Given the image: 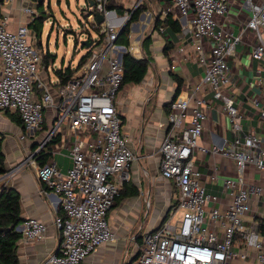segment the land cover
I'll list each match as a JSON object with an SVG mask.
<instances>
[{
    "label": "built area",
    "instance_id": "obj_1",
    "mask_svg": "<svg viewBox=\"0 0 264 264\" xmlns=\"http://www.w3.org/2000/svg\"><path fill=\"white\" fill-rule=\"evenodd\" d=\"M93 1L95 11L105 18L98 26L105 37L61 87L60 103L54 102L38 78L42 57L31 42L28 26L8 31L6 20L0 19V111L20 117L24 131L19 139L43 132L44 114L50 108L56 111V120L40 149L52 142L65 123L78 137L80 131L87 132V142L79 138L70 148L71 167L66 173L56 168L53 159L35 169L37 180L60 197L62 210L54 219L60 244L42 264H84L100 246L116 241L106 218L136 158L121 135L115 106L123 82L124 51L116 45L118 32L109 24L106 0ZM170 2L164 16L173 13L178 21L186 18L183 31L202 69L201 80L195 90L169 103L168 128L159 148L160 178L173 181L179 196L162 223L143 237L132 264H264V209L260 215L253 213L254 202L264 205V188L244 182L247 166L264 171L263 140L243 130L244 114L236 97L240 89L228 66L237 48L249 46V57L257 64L254 86L264 90V0ZM248 33L249 41L245 40ZM207 94L223 104L231 141L221 155L231 159L238 172L222 182L224 202L206 193L194 158V151H207L198 145L204 109L211 106L205 100ZM245 99L263 121L259 96L245 95ZM19 232L26 241L41 240L46 225L28 219Z\"/></svg>",
    "mask_w": 264,
    "mask_h": 264
},
{
    "label": "crops",
    "instance_id": "obj_2",
    "mask_svg": "<svg viewBox=\"0 0 264 264\" xmlns=\"http://www.w3.org/2000/svg\"><path fill=\"white\" fill-rule=\"evenodd\" d=\"M89 1L75 0L74 7L71 3L64 6L68 14L74 17L73 22L77 27L82 26L78 39L85 36L79 44L85 47L87 52L96 42L93 37L99 35L94 30L95 28L99 30V24L94 17L97 11L95 6L90 7ZM114 1L124 11L123 15H117L113 11L111 13L114 15L113 18H108L109 24L118 33L135 10L142 9L137 20L130 24L128 48L122 44L116 45L123 49L124 54L129 53L134 60H149L143 81L139 85L123 86L115 99V106L122 122L121 135L128 140V147L136 157L128 169V181L135 192L120 200L107 215L106 220L115 234L116 241L100 246L84 264H132L139 255L143 237L161 224L167 211L176 204L179 191L174 182L160 178L159 148L168 128L169 103L177 97H184L190 90H195L202 73V69L195 61L194 48L189 36L183 31L186 18L178 21L173 13L168 14L178 22L180 26L178 33H173L163 24L166 17L164 12L171 9L170 0ZM25 9H30L33 13H26ZM42 10L43 8H36L32 0H0V19L6 20L8 31H15L21 25L28 26L34 19L44 14ZM61 13L63 18L68 20L65 11ZM157 23H160L158 27ZM29 30L32 42L35 35L30 28ZM251 38V34L248 33L245 40L249 41ZM116 41L124 43L125 40ZM84 42L90 44L86 46L82 44ZM40 43L42 44L41 39ZM37 51L42 57L38 78L48 87L54 102L60 103L63 86H60L55 71L64 72L68 66L74 70L79 64L75 67L70 64L65 67L62 64L54 69L55 60L49 55L48 48L41 52ZM249 51V46L237 48V55L229 59L228 66L240 89L236 97L241 102L244 114L243 130L258 135L263 140L264 148V120H259L256 110L245 99V95H258L264 110V90L261 91L254 86L257 64L250 59ZM173 75L181 80L180 93L177 97L175 94L177 83ZM35 92L40 95L38 90ZM205 100L209 101L211 106L204 109L206 117L202 121L203 131L198 145L207 151H194V158L202 174V184L206 193L216 195L224 202L221 194L222 182L224 179L236 177L238 173L234 162L221 155L222 150L229 148L231 141L230 123L221 102L213 100L210 94L205 95ZM55 120L56 111L51 108L46 110L44 131L20 140L19 137L24 131L22 125L13 123L5 112L0 111V137L3 138L2 151L6 168L0 182L8 184L20 197L21 223L16 227V231L20 233L22 224L28 219H36L46 225V232L41 240L26 241L21 237L17 241L18 264H42L50 254L57 251L60 244V235L54 225L55 217L62 215L60 197L37 180L35 169L39 164L36 155L41 150L47 151L56 168L61 173H66L71 167L69 153L72 145L79 138L88 141L85 130L80 131L78 137L65 123L54 136L55 142L48 148L45 146L40 149L43 138L54 127ZM213 148L218 152L213 154L211 152ZM244 182L264 188V171H256L253 167L247 166ZM253 206L254 214L260 215L263 212V202H254ZM235 264L252 263L236 261Z\"/></svg>",
    "mask_w": 264,
    "mask_h": 264
},
{
    "label": "trees",
    "instance_id": "obj_3",
    "mask_svg": "<svg viewBox=\"0 0 264 264\" xmlns=\"http://www.w3.org/2000/svg\"><path fill=\"white\" fill-rule=\"evenodd\" d=\"M32 1L35 2L36 8H43V1L41 3H39V0ZM105 9L107 11H115L117 15H123L124 13L122 7L116 4L114 0H106ZM141 12L142 9L140 8H137L135 10V12L131 15L130 19L125 24L119 36L117 37V40H125L124 43L122 42V45H124L126 48H128L129 45L128 35L130 24L137 20ZM45 18L46 17L41 14V16L34 19L28 25V28L32 30L35 37L38 39V42L41 39L42 25ZM163 24L166 25L173 33H178L180 31V26L178 22L174 21L170 17V15H167L165 17ZM158 25H160V23H157L156 26L158 27ZM94 30L96 33H99V30H97L96 28ZM104 37L105 36L103 34H99L98 40L94 43L93 47L100 46L104 40ZM167 50L168 49L166 47L165 51ZM90 53L91 49L82 57L79 66L86 61ZM122 66L124 72L121 88L125 85H139L146 76L149 67V60H134L129 55V53L126 52L122 55ZM55 73L58 76L60 86H64L67 84L69 78L74 73V70L70 69V67L68 66L67 68H65L64 72L62 70H56ZM173 78L177 83V88L175 92L177 97L180 93L181 80L174 75ZM5 114L10 118L13 123L22 125L21 119L17 114L9 113L7 111L5 112ZM2 141L3 138L0 137V177L6 173L5 156L2 151ZM53 142L55 141L52 140V142L46 145V147L48 148L49 145L53 144ZM47 148L46 150H48ZM36 156L38 158L37 161L39 166H43L48 162L49 153L47 151L41 150ZM132 190L133 187L131 186V183H129V181L123 182L118 189V195L115 197L114 206L120 200L126 198V196L133 195L135 191L133 192ZM20 215L21 204L18 193L8 184L0 182V264H18L16 256V243L21 238V234L16 231V227L21 223Z\"/></svg>",
    "mask_w": 264,
    "mask_h": 264
},
{
    "label": "rangeland",
    "instance_id": "obj_4",
    "mask_svg": "<svg viewBox=\"0 0 264 264\" xmlns=\"http://www.w3.org/2000/svg\"><path fill=\"white\" fill-rule=\"evenodd\" d=\"M43 1V16L46 17L42 25L41 42L33 36L32 43L34 47L40 52L48 48L49 55L54 57L55 65L54 69H57L62 64L67 67L69 64L73 67L78 65L87 52V49L81 46L79 43L84 40L85 36L78 39V34L82 31V26L76 25L73 22L74 17L68 14V11L64 8L66 4L71 3L74 7L75 0H42ZM61 11H65L68 20L63 18ZM72 23V24H71ZM93 32L92 35H94ZM94 41L98 40L97 36L93 37ZM118 46L122 44V41L116 43ZM41 55V53H40ZM43 56V55H42ZM106 72V67L102 70V75ZM181 213L178 211L177 217H180Z\"/></svg>",
    "mask_w": 264,
    "mask_h": 264
},
{
    "label": "water",
    "instance_id": "obj_5",
    "mask_svg": "<svg viewBox=\"0 0 264 264\" xmlns=\"http://www.w3.org/2000/svg\"><path fill=\"white\" fill-rule=\"evenodd\" d=\"M42 2V0H39V3H41ZM89 4H90V7H92V6H94V1H92V0H90L89 1ZM110 13H113V11H109ZM94 17H95V19H96V21H97V23L98 24H102L103 22H104V20H105V18H104V15L102 14V13H100V12H95L94 13ZM121 31V30H120ZM120 31H119V33H118V36H119V34H120ZM83 45L85 44L86 46H88L90 43H86V42H84V43H82Z\"/></svg>",
    "mask_w": 264,
    "mask_h": 264
},
{
    "label": "bare ground",
    "instance_id": "obj_6",
    "mask_svg": "<svg viewBox=\"0 0 264 264\" xmlns=\"http://www.w3.org/2000/svg\"><path fill=\"white\" fill-rule=\"evenodd\" d=\"M112 16H114V15H113V14H109V15H108V18L110 17V19H112V18H113ZM110 19H109V20H110Z\"/></svg>",
    "mask_w": 264,
    "mask_h": 264
}]
</instances>
